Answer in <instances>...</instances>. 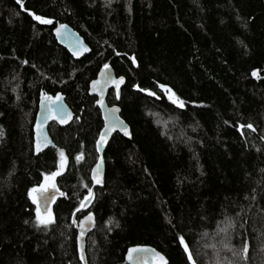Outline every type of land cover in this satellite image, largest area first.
I'll return each instance as SVG.
<instances>
[{
  "label": "trees",
  "instance_id": "trees-1",
  "mask_svg": "<svg viewBox=\"0 0 264 264\" xmlns=\"http://www.w3.org/2000/svg\"><path fill=\"white\" fill-rule=\"evenodd\" d=\"M57 22L90 53L61 46ZM105 64L125 78L106 100L131 135L112 136L85 204L104 125L89 88ZM57 93L74 119L52 122L56 146L36 152L39 100ZM60 151L64 196L39 224L29 189L57 171ZM87 213V264H128L139 244L168 264H264V0H0V264H84Z\"/></svg>",
  "mask_w": 264,
  "mask_h": 264
},
{
  "label": "water",
  "instance_id": "water-1",
  "mask_svg": "<svg viewBox=\"0 0 264 264\" xmlns=\"http://www.w3.org/2000/svg\"><path fill=\"white\" fill-rule=\"evenodd\" d=\"M60 25H66V28L60 29L61 35L58 37L56 29H58ZM53 33L58 43L64 48H66L74 58L80 59L83 56L90 53L91 47L86 43V41L80 35V33L76 31L74 28H72L69 24L57 22L56 26L53 29ZM74 52L76 53L75 55L73 54ZM108 66L109 67L107 69H105L103 66L98 72L97 77L92 80V81L100 80L101 84L94 86L91 81L90 88H89V93L91 95L96 96L97 101H101L100 103H97L96 101V104L101 110L104 125L100 131L97 141L100 139L101 134L105 135V140L102 143L98 144L96 141V150L98 153V159L93 169L97 168V163L99 162V168L96 174L97 180L99 181V183L93 180V171H92L91 172V180L93 183L92 193L94 192L96 187L101 186L105 181L104 153H105V149L109 141L111 140L112 136L115 133H120L123 136H126L124 135V132L121 130V123L124 127L127 128V131L129 133V135H127L126 137H129L131 135V127L126 122V120L121 116L120 106L119 105L110 106L107 103L106 98H107L109 90L114 89L116 91L117 96H120L121 89L125 83V80H123V82L120 83L119 88H117L116 85L113 83V81H118L120 76L116 75L111 65H108ZM106 73L111 74V79H109L107 83H104V76ZM94 88L96 89L95 91L93 90ZM113 109H118V111H115L113 113ZM113 117L118 118V120L114 121ZM73 119H74V112L70 108V106L67 104L66 97L64 94L57 93L55 95H43L39 100L38 112H37L35 123L33 126L35 151L42 152L48 149L49 147L56 146L49 133V125L52 122H56L59 126L64 127L70 124ZM114 122L116 124V127L113 128L112 130H109L106 127V125H111ZM37 145H39L40 151L36 150ZM52 184H54L55 187L54 188L49 187L47 192L44 193L43 197L35 193L38 199V204H39L42 216H45L50 211H52L56 200L64 196L63 191L58 187L55 180L52 182ZM61 193H63V195H61ZM44 197L48 198L47 201L44 199ZM90 200L91 198H89L85 202V204H87ZM88 214L89 213L85 214L78 221L77 244H78V248L80 250L82 259L84 261V264H87L86 254H85V241H86L88 234L96 226V218L94 214L91 213L92 218L90 221L85 219V217H87ZM81 221H83V225H81ZM130 248L138 249V251H134L130 254L129 253ZM248 248L249 247L247 245V251H248ZM156 253H159L160 256H163L164 261L166 262V264H168V258L166 257L164 253H162L160 250H158L152 245H145V244L133 245L129 247L125 254V260L128 264H161V261L159 260V257L156 255Z\"/></svg>",
  "mask_w": 264,
  "mask_h": 264
},
{
  "label": "snow or ice",
  "instance_id": "snow-or-ice-1",
  "mask_svg": "<svg viewBox=\"0 0 264 264\" xmlns=\"http://www.w3.org/2000/svg\"><path fill=\"white\" fill-rule=\"evenodd\" d=\"M16 2L18 4H21V6H23V0H16ZM33 17L34 20L38 21L39 23L41 24H51L52 23V20L50 19H46L45 17L43 16H40V15H36L34 13H30ZM66 28V25H60L58 29H56V32H57V36L59 37L61 35V31L60 29H65ZM87 50V49H85ZM74 55L76 54L75 52L73 53ZM135 62V61H133ZM109 66L107 64L104 65V68L107 69ZM253 75H256V72L253 71ZM111 79V74L110 73H106L105 76H104V83H107V81ZM124 80L123 77H120L118 81H113V83L116 85L117 88H119V85L120 83H122ZM93 85H100L101 84V81L100 80H94L92 81ZM161 87H164V86H161ZM94 91L96 90L95 88L93 89ZM141 91H147V89H141ZM170 93H171V90L169 89L168 90ZM150 95H155V93H149ZM59 98V97H58ZM50 99V98H49ZM169 99L172 101V103L174 104H178L180 107H183L184 106V102L179 100L178 97H175V94L174 93H171L169 95ZM101 101H97V103H100ZM115 111H118V109H113V113ZM113 120L116 121L118 120V118L116 117H113ZM63 122V121H62ZM106 127L109 129V130H112L113 128L116 127V124L115 122L111 125H106ZM243 127V126H242ZM248 128H252V125L249 124L247 125ZM121 130L124 132V135H129L128 131H127V128L124 127L121 123ZM105 140V135L104 134H101L100 136V139L97 141L98 144L102 143L103 141ZM37 151H40V148H39V145H37V148H36ZM60 157H61V167L63 165V160H64V153L63 151H60ZM79 158V157H78ZM98 168H99V162L97 163V168H94L92 171H93V180L96 181L97 183H99V181L97 180V171H98ZM60 174V168L58 167L57 171H54L50 174H47L44 176V182L40 183L38 186L36 187H33L31 189H29V196L30 198L32 199V202L33 204H37V209H36V220L38 221L39 224H48L50 221H51V213L49 212L47 214V216H42L41 215V210H40V207H39V204H38V199H37V196L36 195H33V193H37L39 196L43 197L44 196V193L47 192L48 188L49 187H55L54 184L51 183L53 177L57 176ZM61 195H63V193H61ZM92 196V189L89 188L88 189V195L84 197V200H88L89 197ZM44 199L47 201V197H44ZM84 200L81 201V207H84ZM92 218V214L89 213L87 217H85V219L87 220H91ZM25 223H27V221H25ZM81 225H83V221H81ZM229 226H231V222H229ZM181 244L183 245L184 242H183V239L181 238ZM184 250L185 252L187 253L188 252V247L187 245H184ZM134 251H138V249H132L130 248L129 249V253L131 254L132 252ZM243 251L246 252L247 251V243L244 244V247H243ZM156 255L159 257V260L161 261V264H166V262L164 261V257L163 256H160L159 253H156ZM188 259L189 261L192 260V256L191 254H189L188 256Z\"/></svg>",
  "mask_w": 264,
  "mask_h": 264
},
{
  "label": "rangeland",
  "instance_id": "rangeland-1",
  "mask_svg": "<svg viewBox=\"0 0 264 264\" xmlns=\"http://www.w3.org/2000/svg\"><path fill=\"white\" fill-rule=\"evenodd\" d=\"M66 163H67V161H66V158H65V156H64V160H63V165H62V167H61V160H60V162H59L60 172H62V171L64 170V168L66 167ZM54 180H55V177H53L51 183H52ZM43 182H44V181H43ZM50 212H51V211H50ZM46 216H47V215H45V217H46Z\"/></svg>",
  "mask_w": 264,
  "mask_h": 264
},
{
  "label": "bare ground",
  "instance_id": "bare-ground-1",
  "mask_svg": "<svg viewBox=\"0 0 264 264\" xmlns=\"http://www.w3.org/2000/svg\"><path fill=\"white\" fill-rule=\"evenodd\" d=\"M120 77H123V76H120ZM124 78V77H123ZM124 80H125V78H124ZM117 95V94H116ZM119 97V96H118ZM109 105V104H108ZM110 106H113V105H110Z\"/></svg>",
  "mask_w": 264,
  "mask_h": 264
}]
</instances>
